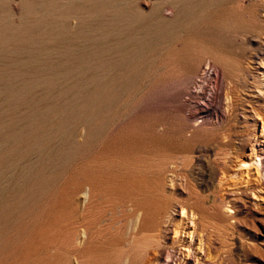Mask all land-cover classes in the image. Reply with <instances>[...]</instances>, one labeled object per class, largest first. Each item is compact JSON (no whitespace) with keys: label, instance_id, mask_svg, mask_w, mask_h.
I'll return each instance as SVG.
<instances>
[{"label":"rangeland","instance_id":"374dc122","mask_svg":"<svg viewBox=\"0 0 264 264\" xmlns=\"http://www.w3.org/2000/svg\"><path fill=\"white\" fill-rule=\"evenodd\" d=\"M199 263L264 264V0H0V264Z\"/></svg>","mask_w":264,"mask_h":264},{"label":"bare ground","instance_id":"6f19581e","mask_svg":"<svg viewBox=\"0 0 264 264\" xmlns=\"http://www.w3.org/2000/svg\"><path fill=\"white\" fill-rule=\"evenodd\" d=\"M256 158H259V155H258V157H257V155L255 156ZM244 164H245V162H244ZM192 215V214H191ZM187 217V215H186V212L184 211V210H182V220H183V218H186ZM193 219V218H192ZM192 221V220H191ZM190 221V222H191ZM192 223V222H191ZM192 225V224H191ZM185 230V229H184ZM175 234H178V230L175 232ZM188 234V233H187ZM191 234H192V232L191 233H189V236H191ZM177 236V235H176ZM190 245V247H191V243L189 244ZM202 245V244H201ZM200 245V246H201ZM202 249H203V247H202ZM202 251V250H201ZM200 251V252H201ZM190 255V254H189ZM187 256V255H186ZM195 257V256H194ZM198 259V258H197ZM201 259V258H200ZM201 262V261H200ZM197 263V262H196ZM199 264H201V263H199Z\"/></svg>","mask_w":264,"mask_h":264}]
</instances>
